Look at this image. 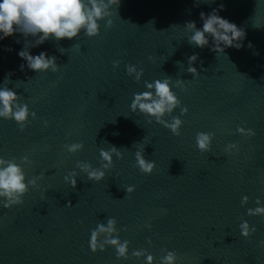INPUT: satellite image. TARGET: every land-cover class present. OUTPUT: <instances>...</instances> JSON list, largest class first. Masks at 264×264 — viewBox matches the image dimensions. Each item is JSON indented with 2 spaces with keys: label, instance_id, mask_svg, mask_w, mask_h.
Listing matches in <instances>:
<instances>
[{
  "label": "water",
  "instance_id": "obj_1",
  "mask_svg": "<svg viewBox=\"0 0 264 264\" xmlns=\"http://www.w3.org/2000/svg\"><path fill=\"white\" fill-rule=\"evenodd\" d=\"M221 4L219 14L245 30L244 47L223 55L189 44L185 23L202 26L200 13ZM112 12V26L101 21L96 37L49 39L31 49L54 55L57 72L20 70L22 34L0 41V87L6 83L36 113L24 131L0 119V156H28L26 178L42 177L22 204L0 203V264H143L131 256L139 249L156 264L165 249L177 252V264H264V216L247 214L257 198L264 202V0H121ZM194 54L195 78L187 71ZM128 64L143 68L139 82L127 74ZM165 77L185 83L174 91L188 113L171 114L184 121L180 136L130 108L145 81ZM202 131L214 133L210 152L196 147ZM73 143L84 147L69 153L65 145ZM230 143L237 147L229 154ZM111 146L123 159L113 157L102 181L76 169L77 161L99 167L100 149ZM144 146L145 159L155 161L151 174L136 166ZM73 170L75 188L64 181ZM108 218L130 242L128 260H117L111 246L96 253L89 247L92 229ZM243 220L256 228L250 238L240 234Z\"/></svg>",
  "mask_w": 264,
  "mask_h": 264
},
{
  "label": "clouds",
  "instance_id": "obj_2",
  "mask_svg": "<svg viewBox=\"0 0 264 264\" xmlns=\"http://www.w3.org/2000/svg\"><path fill=\"white\" fill-rule=\"evenodd\" d=\"M210 2H215V0H210ZM120 5L121 0H0V41L16 33L22 34L25 37V44L17 55L25 63L20 65V70L24 71L26 68L38 73L49 70L57 72L59 66L54 55L50 56L46 50L33 54L31 49L39 47L49 39L71 41L81 35L89 38L96 37L100 34L101 21H106L108 27L112 26L113 21L110 19L113 14L112 10L118 9ZM223 9L224 5L221 4L219 8L213 9L210 13L201 12L202 26L200 27L195 21L185 23L184 28L190 33L189 44L200 49L209 48L211 51L223 55L228 48L240 50L244 47L245 30L222 17L219 13ZM28 37L34 38V42L28 40ZM72 47H79V45L74 44ZM248 47H252L251 42ZM5 50L12 51L13 49L6 48ZM59 51L63 54L66 50L60 48ZM149 59L153 60L154 58L150 56ZM198 59V54H194L188 59L187 71L192 73L194 78L200 75L194 66ZM119 64L120 61H114L113 66L118 68ZM126 70L129 76L134 75L136 82H139L144 75L143 68L138 69L133 64H128ZM11 75L12 73L6 74L5 82ZM144 87L145 91L134 94L130 105L131 111L143 114L148 123L155 122L163 125L170 129L175 136H180L184 123L180 116L186 115L188 108L182 105L174 88H185L184 80L165 77L153 82L145 81ZM177 108H180V116H172L171 114ZM166 116H170L171 119H165ZM30 117L35 119L36 113L30 109L29 105L20 103V97L13 89L7 87L6 83L5 86L0 87V119L14 120L19 125L20 131H24L31 122ZM44 123L47 125L48 122ZM237 132L245 133V128L238 127ZM245 134L253 136L255 132L247 129ZM213 137L214 133L198 132L196 147L201 152H210ZM83 147V143L65 145L69 153H76ZM236 147V144L230 143L225 151L230 154ZM144 152L145 146L136 151V166L141 173L151 174L155 168V161L146 160ZM99 156V167H93L90 162L77 161L76 169L85 173L88 180L100 182L113 168V157L123 159V153L115 146H111L107 150L101 148ZM23 163H31L28 156H24L19 162L16 158L5 159L0 156V203L4 208L22 204L23 197L29 191V187H37V180L42 178L34 177L28 180L22 166ZM78 176L79 172L73 170L64 176V181L75 188ZM134 188V185L129 186L127 193L134 191ZM249 199L248 196H243L242 205H247ZM255 203L257 206L248 208L247 214L249 216H264V202L257 198ZM68 205L72 206L70 201ZM239 228L240 234L244 238H250L256 232V228L250 225L247 220H243ZM102 237L103 239H101ZM149 244H151L150 240ZM261 244L264 245V241H261ZM109 246L115 249L117 260L129 259L130 242L120 239V230L117 228L115 218H108L107 223L97 224L90 235L89 247L93 253L103 252ZM163 251L166 254L160 257L159 264H177V252L167 249ZM131 256L143 259V264H156V257L147 249L132 251Z\"/></svg>",
  "mask_w": 264,
  "mask_h": 264
}]
</instances>
